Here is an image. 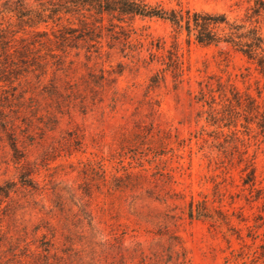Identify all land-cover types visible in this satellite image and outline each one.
<instances>
[{
    "label": "rangeland",
    "instance_id": "rangeland-1",
    "mask_svg": "<svg viewBox=\"0 0 264 264\" xmlns=\"http://www.w3.org/2000/svg\"><path fill=\"white\" fill-rule=\"evenodd\" d=\"M147 1L231 20L248 6ZM12 21L20 32L0 40V264H264V136L227 101L234 89L263 107L264 80L239 53L187 44L156 18L98 29L96 42L75 37L76 21L39 26L52 41ZM201 90L235 127L210 120ZM138 172L146 183L117 188ZM191 199L229 222L190 219Z\"/></svg>",
    "mask_w": 264,
    "mask_h": 264
},
{
    "label": "trees",
    "instance_id": "trees-1",
    "mask_svg": "<svg viewBox=\"0 0 264 264\" xmlns=\"http://www.w3.org/2000/svg\"><path fill=\"white\" fill-rule=\"evenodd\" d=\"M0 40L4 39L2 34L8 37H15L20 31L13 30V21L16 25H23L30 29L33 37H44L47 41L49 38L47 30H39V26H48L49 22L58 25L61 20L65 19L69 23L77 22L78 28L74 30L76 38H83L86 41L96 42L98 38L96 30L116 29L124 31L123 24L125 19H133L140 17L142 19H161L170 23L177 34H185L187 44L191 38L195 43L201 46H218L226 44L239 53L246 64L247 71L253 70L259 78L264 80V0H246L248 3L243 15L239 19L231 20L225 13L199 11H183L175 9H166L159 4H152L147 0H34L38 2L35 7L29 6L26 0H0ZM8 19L7 25L4 26L3 21ZM107 21V24H105ZM116 21V23H115ZM93 26V28H92ZM23 32L24 29H23ZM29 34V33H27ZM63 33L60 41L66 40ZM54 38H58L55 34ZM126 39L129 38L125 35ZM40 41L33 40L32 44ZM177 45V43H175ZM156 77L152 78V83L156 84ZM216 92L220 97H226L222 91V85L218 83ZM211 95L210 101H207L205 92H199V96L195 99L198 102L206 103L209 108V118L213 122L218 114L219 105L213 95V90H209ZM232 99L227 101L232 103V118L243 116L245 129L249 130L250 124H255L259 134L264 136V106L261 107L251 96H243L233 89ZM221 119L227 120L224 127L236 126L235 121H231L230 117L226 119L224 110L221 113ZM215 123V122H214ZM245 167L243 171L247 170ZM129 177L135 176L138 181L134 184L128 182L117 188H126L133 185L136 188L146 183L147 176L141 172L129 173ZM128 177V178H129ZM121 177H116L115 180ZM244 185H253L255 183V172L251 167L244 177H242ZM217 214V218L213 213ZM187 215L190 219H208L214 222L228 223V217L220 211H214L209 208L206 199L194 200L187 205ZM180 244V243H176ZM176 246V245H174Z\"/></svg>",
    "mask_w": 264,
    "mask_h": 264
}]
</instances>
